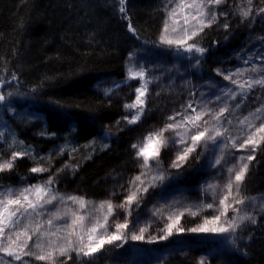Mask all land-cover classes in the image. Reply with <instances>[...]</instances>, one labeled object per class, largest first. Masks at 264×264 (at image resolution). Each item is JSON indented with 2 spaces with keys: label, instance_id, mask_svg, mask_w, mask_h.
Wrapping results in <instances>:
<instances>
[{
  "label": "trees",
  "instance_id": "obj_1",
  "mask_svg": "<svg viewBox=\"0 0 264 264\" xmlns=\"http://www.w3.org/2000/svg\"><path fill=\"white\" fill-rule=\"evenodd\" d=\"M167 2L126 0L131 23L142 37L137 41L127 31V20L121 19L118 0H0V76L11 79L14 72L19 77V90L28 97L15 98L13 105L18 112L39 117L21 123L11 113L0 112V119L8 120L11 126L5 129L0 124V131L7 134L14 130L36 153L46 157L39 163L51 169L33 174L29 169L36 164L30 158H18L14 172L0 174L5 177L0 184L20 186L55 175L54 187L59 192L82 196L89 202L85 209L89 221L106 211L99 208L100 202L111 200L114 212L108 221L110 231H115L116 223L125 219L129 221V232L146 227L144 241L129 239L119 248L106 245L95 264H200V258L209 255L215 258L206 259L205 264H225L226 260L231 264H264V214H258L256 225H249L238 234L242 244L239 252H234L226 241V245H221L222 237L209 242L190 231L174 233L166 241L147 243L148 238L164 234L161 230L170 215L183 212L180 224L190 229L201 224L200 218L214 214L210 209L195 216L187 211L189 206L195 210V206L208 203L200 189L204 184L200 171H204V177L211 171L213 153L198 148L204 153L199 160L194 159L193 153L183 167L172 168L180 145L173 143L176 138L170 133H166L169 144L160 154L166 178L141 194L142 202L138 208L132 205L131 216L124 208L115 207L125 201L129 182L141 172L131 144L142 142L148 133L169 122L167 117L186 103L193 85L207 90L209 79L225 84L223 77L216 75L217 68L226 73L253 63L264 66V12L260 11L264 0H226L218 7V14L228 15H218L219 23L206 28L202 39L198 38L208 50L200 67H188L190 62L179 60L176 53L153 46ZM232 5H236L238 13L229 10ZM247 9L250 14L245 18L240 11ZM225 21L227 29L223 27ZM144 40L149 43L145 45ZM143 48L149 50L144 52L146 56L166 62V70L173 74L169 81L172 85L151 87L146 116L138 124L129 125L124 119L129 113L124 107L130 99L129 90L121 87L109 97L97 86L108 81L122 83L129 53ZM249 57L250 62L245 64L243 60ZM16 84L12 81L3 90ZM32 88L39 89L34 97ZM253 95L257 91L253 90L247 102L253 101ZM246 105L242 114L248 112ZM41 132H55L56 136H41ZM212 147L209 144V149ZM3 155L7 158L10 151ZM256 156L245 184L246 194L258 197L264 194V153L257 150ZM57 170H61L58 175ZM146 179H151V174ZM225 184L219 186L223 188ZM177 242L182 243L178 246ZM199 242L202 250L194 248ZM7 259L10 258H3Z\"/></svg>",
  "mask_w": 264,
  "mask_h": 264
},
{
  "label": "snow or ice",
  "instance_id": "obj_2",
  "mask_svg": "<svg viewBox=\"0 0 264 264\" xmlns=\"http://www.w3.org/2000/svg\"><path fill=\"white\" fill-rule=\"evenodd\" d=\"M225 2L226 0H168L162 9L165 18L157 40L152 41L153 46L174 51L178 59L190 62L188 67H200L208 50L198 38L202 39L201 34L206 28L219 23L218 15L227 17V12H217L218 7ZM118 3L121 19L127 20L128 33L135 40H141V35L131 23L126 0H118ZM260 11L264 12V8ZM249 14L250 9L244 11L242 16L246 18ZM223 27H229L227 21ZM148 43L149 41L144 40L145 45ZM139 50L145 53L149 51L147 48ZM250 60L251 57L243 62L248 64ZM148 63L145 57H138L135 51L128 55L125 83L137 81L139 84L135 88V99L124 104L130 113V116L124 117L129 125L138 124L146 116L150 85L159 80L154 73L149 75ZM216 75L222 76L223 81H228L234 87L212 79L208 81L207 90L196 89L193 85L188 91L186 103L181 105L179 111L167 117L169 122L148 133L142 142L131 144L141 172L129 182L131 187L125 201L115 206L124 208L128 216L132 214V205L136 204L138 208L142 202L141 194L147 193L149 188L156 187L158 181L162 182L166 178L160 160L161 149L169 144L166 133L176 138L173 143L180 145L170 167H183L193 153H196L194 159L199 160L204 153L197 150L203 148L205 152L213 153L209 167L221 172L227 168L228 173L223 188L210 182L200 185L202 192L211 195L212 202L201 203L195 206V210L191 206L187 209L193 216L203 209H210L214 212L211 217L205 218L197 227L185 229L180 224L183 212L170 215L169 222L161 230L164 234L148 238L147 243L166 241L174 233L179 235L185 231L212 233L222 237L234 252H239L242 244L238 234L245 232L249 225H256L258 214H264V201L248 196L245 184L250 165L257 158V150L264 153V103L247 114L241 113L253 90L257 87L264 89V66L257 67L253 63L251 67L236 68L226 73L217 68ZM12 81L17 84L12 89L3 90ZM123 86L124 83H114L112 88L105 90V95L110 97ZM30 92L34 97L39 89L32 88ZM17 97H28V94L19 90V77L14 72L11 79L0 76V112L11 113L21 123L29 119L39 120L35 113L17 111L13 105V100ZM0 124L5 129L11 127L5 119H0ZM40 135L55 137L56 133L41 132ZM209 144L213 146L211 149ZM0 146V174L14 172L18 158H30L36 164L29 169L33 174L51 171L49 167L39 163L46 157L36 153L14 130L7 134L0 131ZM104 146L107 147V144ZM216 149H219V155L215 154ZM232 150L241 154L228 166L226 157L235 155ZM5 151H10L7 158L3 155ZM59 171L61 170H57V175ZM150 174L151 179H146ZM4 178L0 175V180ZM24 179L21 177V180ZM55 184V175H49L42 182L20 186L9 184L5 187L0 184V260L10 258L3 260V264H95L106 245L119 248L129 239L145 240L146 227L139 228L138 232H129L127 219L123 223H116L115 231L109 230V217L114 212L111 200L100 202L99 208L106 211L101 217L89 221L85 212L89 204L86 198L74 194L65 195L54 187ZM177 243L179 246L182 242ZM213 258L215 257L211 255L202 256L200 264ZM225 264H231V261L226 260Z\"/></svg>",
  "mask_w": 264,
  "mask_h": 264
},
{
  "label": "rangeland",
  "instance_id": "obj_3",
  "mask_svg": "<svg viewBox=\"0 0 264 264\" xmlns=\"http://www.w3.org/2000/svg\"><path fill=\"white\" fill-rule=\"evenodd\" d=\"M226 4V3H225ZM238 6L240 5V3H237ZM172 5H169V7H171ZM229 10L232 12V13H238V9L236 7V5H232L231 7H229ZM248 10V9H247ZM241 15H242V11H240ZM172 53H175L172 51ZM137 56L138 57H145L149 63L147 64V68H148V71H149V75L151 74H155L157 77H159V80L157 82H154L153 84L150 85V88L153 87V86H156V85H159V86H164L166 85L165 83H170L172 85L171 82H169L171 80V78L173 77V74H170L168 70H166V68H169L168 65H166V62L163 61V59H157V57L155 58H150L148 56H146L144 54V52L138 50L136 52ZM181 60V59H179ZM159 65V66H157ZM127 67H128V63H127ZM242 68V67H241ZM127 70V68H126ZM170 76V77H169ZM125 80H126V76H125V79L122 83H124V86L123 88L124 89H128L129 90V103L132 102L134 99H135V88L139 86L138 82L137 81H128L125 83ZM225 84L228 83V81H225L224 82ZM114 85V83L112 82H109V83H104L102 85H100V89L105 93V90L106 89H110L112 88ZM255 91H257V95L256 96H252L253 98V101L252 102H247L245 101V104L246 105V110L250 111V110H254L257 106H259L260 104L264 103V89H261L259 87H257L256 89H254ZM257 97H259L260 99H257ZM244 114V113H243ZM127 116H130V113H126ZM235 155H228L226 157V164L228 166H231L235 160V157L236 156H239L241 153L240 152H236L235 150H232ZM247 151V150H245ZM216 155H219V149H216ZM204 171L201 170L200 171V176L203 177L204 179H202L204 181V184L206 182H210V183H214V184H218L219 183H226L227 181V176H228V173H227V168L224 169L223 172L219 171L217 168H212L211 171L209 173H207L206 177H204ZM204 198L206 199V201L208 203L212 202V197L210 194H205L204 193ZM258 198V201H264V194L260 195L257 197ZM213 215V214H212ZM212 215L210 216H207V217H204V218H200L201 220V224L203 223L204 219L205 218H209L211 217ZM194 235V234H193ZM196 235H198V239L200 240H205V241H209V242H213V240H216L218 241L219 237L217 236H214L212 233H196ZM190 237V236H189ZM199 240V241H200ZM225 241L223 238H221L219 240V242H221V245H226ZM196 246L194 247L195 249H198L200 248L202 250V245H201V242L195 244ZM199 245V247H198ZM208 246V245H207ZM212 248L211 246H208V249ZM223 248L227 249L228 246H224Z\"/></svg>",
  "mask_w": 264,
  "mask_h": 264
},
{
  "label": "bare ground",
  "instance_id": "obj_4",
  "mask_svg": "<svg viewBox=\"0 0 264 264\" xmlns=\"http://www.w3.org/2000/svg\"><path fill=\"white\" fill-rule=\"evenodd\" d=\"M109 82H113V81H108V82H105V83H109ZM102 84H104V83H101L100 85H102ZM100 85H98L97 88H98L100 91H102V90L100 89V87H99Z\"/></svg>",
  "mask_w": 264,
  "mask_h": 264
}]
</instances>
